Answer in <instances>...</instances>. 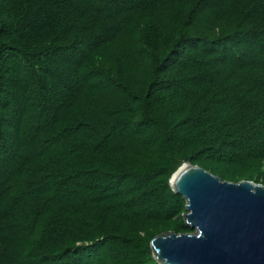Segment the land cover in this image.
<instances>
[{"label":"trees","instance_id":"1","mask_svg":"<svg viewBox=\"0 0 264 264\" xmlns=\"http://www.w3.org/2000/svg\"><path fill=\"white\" fill-rule=\"evenodd\" d=\"M184 161L264 184V0H0V264H159Z\"/></svg>","mask_w":264,"mask_h":264},{"label":"water","instance_id":"2","mask_svg":"<svg viewBox=\"0 0 264 264\" xmlns=\"http://www.w3.org/2000/svg\"><path fill=\"white\" fill-rule=\"evenodd\" d=\"M186 199L193 232L163 231L150 240L159 264H264V184L222 179L184 161L170 176Z\"/></svg>","mask_w":264,"mask_h":264}]
</instances>
